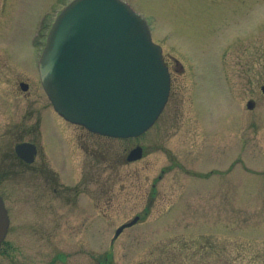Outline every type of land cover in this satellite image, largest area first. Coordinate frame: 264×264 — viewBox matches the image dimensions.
<instances>
[{
	"label": "rangeland",
	"instance_id": "374dc122",
	"mask_svg": "<svg viewBox=\"0 0 264 264\" xmlns=\"http://www.w3.org/2000/svg\"><path fill=\"white\" fill-rule=\"evenodd\" d=\"M67 1L0 0V147L35 141L60 187L89 173L81 198L53 201L31 168L3 179L0 148L18 264H212L214 244L264 263V0H127L162 48L169 97L144 133L81 141L36 68Z\"/></svg>",
	"mask_w": 264,
	"mask_h": 264
},
{
	"label": "water",
	"instance_id": "95a60500",
	"mask_svg": "<svg viewBox=\"0 0 264 264\" xmlns=\"http://www.w3.org/2000/svg\"><path fill=\"white\" fill-rule=\"evenodd\" d=\"M39 71L44 91L63 118L113 137L137 136L149 128L170 87L161 47L152 41L146 20L122 0L69 3L49 31ZM33 150L29 143L16 145L20 155ZM141 155L136 146L126 159ZM137 221L135 216L120 225L114 238ZM7 226L0 197V242Z\"/></svg>",
	"mask_w": 264,
	"mask_h": 264
},
{
	"label": "flooded vegetation",
	"instance_id": "af4514ba",
	"mask_svg": "<svg viewBox=\"0 0 264 264\" xmlns=\"http://www.w3.org/2000/svg\"><path fill=\"white\" fill-rule=\"evenodd\" d=\"M62 6H64V4H62ZM263 95H264V93H263ZM76 126H78V128L80 130V131H78L77 134L79 135V138L81 141L83 136H84V132L88 133V131L79 125H76ZM25 141L26 140L16 142L14 144L13 151H12V149H9V148L6 149V148L0 147L1 149H4V151H5L4 152V160L1 161L2 166L5 169L1 175L3 179L7 173L15 175V174H13L14 173L13 172L14 171L13 166H15V167L18 166V167H22V168L26 167L25 169L31 168L36 173L37 177L43 178L44 184L43 185L41 184L42 188L44 191H47V192L50 191L51 192L50 193L51 199L53 201H56L57 199H60V198H64L66 201L69 200V202H71L72 200L76 199L77 197L81 198V196L83 194H85L83 185L88 180V177H89V173L86 169L87 165H83L84 169H82V174L80 176V179L77 181V185L60 187L58 185V178H57L58 175L47 164L43 155L40 154V148L38 147V145L35 141H26V142L33 143L34 147H35L30 162L25 161L23 157L17 155L16 149H15L16 145L18 143L25 142ZM80 143H79L80 148H83L82 147L83 143L82 142H80ZM38 159H39V161H38L39 163H38V165H36V162ZM31 169H30V171H31ZM17 177H18V175H17ZM6 189L9 190L10 187L7 186ZM0 195L3 199L5 207L7 209L8 218H9L7 232H6V234H5L3 240L1 241V244H0V259L1 260L5 259V261H7L8 264H18V259L12 251L15 250V249H13L14 247L17 248V246L20 244L18 237L21 234H20L19 228H15L16 225H15V227H12L14 225H13V223L11 221V217L9 215V207H8L7 199L4 196V193L0 192ZM38 208L40 209V207H38ZM36 213L38 214V216L41 215V212H39V211Z\"/></svg>",
	"mask_w": 264,
	"mask_h": 264
},
{
	"label": "trees",
	"instance_id": "16d2710c",
	"mask_svg": "<svg viewBox=\"0 0 264 264\" xmlns=\"http://www.w3.org/2000/svg\"><path fill=\"white\" fill-rule=\"evenodd\" d=\"M241 257L240 255L228 254L224 246L212 245V264H245L238 261ZM251 257V261L246 262L247 264H264L259 261V255Z\"/></svg>",
	"mask_w": 264,
	"mask_h": 264
}]
</instances>
